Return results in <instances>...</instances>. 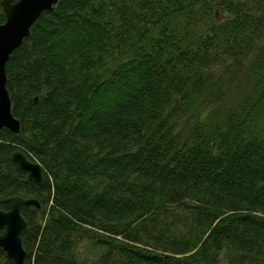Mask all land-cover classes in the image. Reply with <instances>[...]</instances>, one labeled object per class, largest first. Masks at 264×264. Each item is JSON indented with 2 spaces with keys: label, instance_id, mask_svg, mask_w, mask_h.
Wrapping results in <instances>:
<instances>
[{
  "label": "trees",
  "instance_id": "16d2710c",
  "mask_svg": "<svg viewBox=\"0 0 264 264\" xmlns=\"http://www.w3.org/2000/svg\"><path fill=\"white\" fill-rule=\"evenodd\" d=\"M5 70L24 264H264V0H59Z\"/></svg>",
  "mask_w": 264,
  "mask_h": 264
},
{
  "label": "water",
  "instance_id": "95a60500",
  "mask_svg": "<svg viewBox=\"0 0 264 264\" xmlns=\"http://www.w3.org/2000/svg\"><path fill=\"white\" fill-rule=\"evenodd\" d=\"M59 0H1L5 21L0 24V131L5 129L14 134L20 132V122L11 111V99L6 87L5 65L12 52L30 35V28L45 10H53ZM37 97H35V102ZM11 160L27 179L41 185L44 180L41 165L30 160L22 151L11 154ZM0 204L9 207L0 210V248L13 264H24L25 250L22 235L27 222L20 213L22 206L40 207L35 198L13 196L0 199Z\"/></svg>",
  "mask_w": 264,
  "mask_h": 264
},
{
  "label": "rangeland",
  "instance_id": "374dc122",
  "mask_svg": "<svg viewBox=\"0 0 264 264\" xmlns=\"http://www.w3.org/2000/svg\"><path fill=\"white\" fill-rule=\"evenodd\" d=\"M86 243H88L87 239H85L84 242L81 243V245L86 244ZM85 249H87V247H86ZM89 253H90V252H89ZM88 255H90V254H88ZM90 256H91V255H90Z\"/></svg>",
  "mask_w": 264,
  "mask_h": 264
},
{
  "label": "flooded vegetation",
  "instance_id": "af4514ba",
  "mask_svg": "<svg viewBox=\"0 0 264 264\" xmlns=\"http://www.w3.org/2000/svg\"><path fill=\"white\" fill-rule=\"evenodd\" d=\"M0 232H1V230H0Z\"/></svg>",
  "mask_w": 264,
  "mask_h": 264
}]
</instances>
